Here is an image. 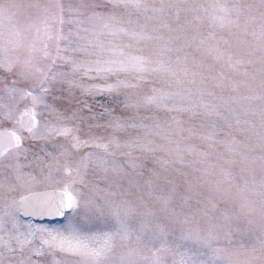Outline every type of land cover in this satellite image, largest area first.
Here are the masks:
<instances>
[{
    "label": "snow or ice",
    "instance_id": "snow-or-ice-1",
    "mask_svg": "<svg viewBox=\"0 0 264 264\" xmlns=\"http://www.w3.org/2000/svg\"><path fill=\"white\" fill-rule=\"evenodd\" d=\"M0 264H264V0H0Z\"/></svg>",
    "mask_w": 264,
    "mask_h": 264
}]
</instances>
